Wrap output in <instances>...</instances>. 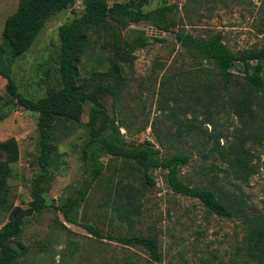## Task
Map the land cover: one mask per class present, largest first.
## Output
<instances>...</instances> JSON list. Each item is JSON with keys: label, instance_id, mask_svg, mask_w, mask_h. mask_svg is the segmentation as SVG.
<instances>
[{"label": "rangeland", "instance_id": "1", "mask_svg": "<svg viewBox=\"0 0 264 264\" xmlns=\"http://www.w3.org/2000/svg\"><path fill=\"white\" fill-rule=\"evenodd\" d=\"M130 1L108 0V3ZM166 1L172 7L170 31L160 30L150 21L130 22L121 30L122 43L141 32L149 43L137 47L132 59L120 63L119 95H108L101 100L109 113L123 122L121 131L127 141L151 140L160 148L162 157L178 152L188 154L190 162L181 170L185 180L199 185L217 184L228 193L239 194L253 211L264 212V140L261 143L253 140L257 174L248 182L225 172V166L211 150L212 138L219 132L232 135L240 126L239 119L229 105L212 104L208 109L196 103L195 109L185 110L186 104H195L197 97L196 93L192 100L188 96L196 89L194 74H209L214 67L189 54L176 38L178 31L200 38L220 32L235 53L245 48H264V0H150L144 10H154ZM18 6L19 0H0V69L15 80L22 95L36 100L61 86L59 27L81 15L83 0H76L72 7L52 16L31 48L13 59L3 31L7 17ZM95 70L105 69L98 66V56L89 53L83 59L82 75L89 78ZM7 85V77L0 74V105L7 113L0 121V142L15 137L20 148L18 160L12 163L7 200L11 207L27 208L32 200V179L39 172L35 152L39 115L17 105L8 95ZM239 85H243L241 80ZM91 106L92 103H85L80 122L59 120L54 124L56 151L48 176L50 200L58 201L62 195L76 190L86 177L82 147L89 137ZM211 116L215 123L204 124ZM191 123L197 124L198 133L186 126ZM224 144L222 138L221 146ZM0 158L4 160L1 154ZM102 160L109 165L108 170L91 190L81 209L80 221L97 224L105 234L154 235L159 240L162 260L153 261L145 248L97 238L80 224L66 223L54 208H49L31 216L18 238L27 252V263L120 264L126 256H131L137 264H257L247 262L243 222L209 213L198 199L174 192L162 169L151 171L155 186L147 189L140 212L130 219L123 218L107 196V186L116 178L114 167L123 163L109 156H103ZM9 220V209L0 208V228Z\"/></svg>", "mask_w": 264, "mask_h": 264}, {"label": "trees", "instance_id": "2", "mask_svg": "<svg viewBox=\"0 0 264 264\" xmlns=\"http://www.w3.org/2000/svg\"><path fill=\"white\" fill-rule=\"evenodd\" d=\"M76 0H19L17 10L5 21L3 37L11 46L12 58L24 55L33 45L46 22L54 15L70 7ZM150 0H132L127 3L108 0H83V12L70 22L59 27L61 42L59 71L61 86L48 90L39 99H30L18 91L15 80L0 69V74L8 79L7 91L17 105L37 112L39 138L35 144L36 165L39 169L31 185L29 207L8 205L7 188L12 163L20 156L19 142L15 137L0 142V208H8L10 220L0 228V264H29L25 261L27 252L20 242L27 221L31 216L46 209L54 208L64 221L82 225L97 238H109L124 246L145 248L153 261H161L159 240L154 235L105 234L97 224L81 222L80 215L95 183L108 170L103 156L121 160L123 166L114 167L116 178L107 186L108 199L113 208L126 219L138 214L142 199L149 187L155 186L152 170L166 172L171 189L183 196L198 199L209 213L236 218L245 225L243 249L247 262L264 264V212L253 211L237 193H228L223 188L212 185L192 184L181 175L182 167L190 162L184 152L162 157L160 148L151 140L132 143L121 131L124 125L119 117L112 116L102 102L105 96L119 95L118 84L122 68L120 63L132 59L137 47H145L149 41L144 32L122 43L121 30L130 22L150 21L163 31L171 30L169 15L172 7L163 5L145 11ZM180 45L193 57L211 63L214 71L209 74H194L195 91L188 96H196L195 104L188 102V111L195 109L196 103L211 108L217 104L229 105L238 117L240 126L232 135L217 133L213 136L212 152L225 166V172L235 179L248 182L257 174L253 163V140H264V48H245L235 53L218 32L208 38L196 37L185 31L176 32ZM109 51V53L106 52ZM91 53L98 56V66L89 78L82 75L83 59ZM236 69L237 72H234ZM111 77V79H109ZM243 85H239V81ZM238 84V87L236 86ZM86 102L92 103L89 111V137L82 147V158L86 177L82 185L58 201L48 199V176L50 161L56 151L53 142V127L59 120L80 122ZM208 104H210L208 106ZM185 116L186 112L183 111ZM7 116L0 105V121ZM205 123H215L211 116ZM198 133L197 124L189 125ZM225 144L221 146V139ZM67 228L65 224H62ZM120 264H137L131 256H126Z\"/></svg>", "mask_w": 264, "mask_h": 264}, {"label": "water", "instance_id": "3", "mask_svg": "<svg viewBox=\"0 0 264 264\" xmlns=\"http://www.w3.org/2000/svg\"><path fill=\"white\" fill-rule=\"evenodd\" d=\"M74 5V2L71 3L70 7H72Z\"/></svg>", "mask_w": 264, "mask_h": 264}]
</instances>
